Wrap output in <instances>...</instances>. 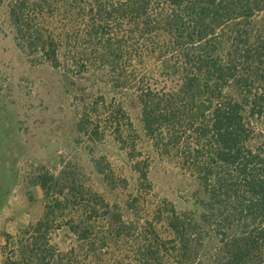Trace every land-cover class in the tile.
<instances>
[{"label":"rangeland","instance_id":"obj_1","mask_svg":"<svg viewBox=\"0 0 264 264\" xmlns=\"http://www.w3.org/2000/svg\"><path fill=\"white\" fill-rule=\"evenodd\" d=\"M70 26L55 28L71 37L55 67L18 46L0 7V264H21L4 248L7 235L24 239L26 228L47 213L57 264H221L218 207L229 201L218 204L217 189L213 196L211 182L202 179L209 140L195 146L190 129L182 136L190 143H176L185 124L157 149L142 123L139 83L160 92L178 88L177 76L163 66L168 51L121 23L105 27L111 49L75 60V52L95 46L82 36L74 43L83 28ZM242 26V36L214 41L218 62L233 75L217 82L214 94L244 103L246 143L264 153V11ZM111 104L132 123V131L123 128L122 142L103 123L98 136L91 123H80L85 114L92 122L103 116ZM44 175L52 177L46 189ZM174 220L184 227V244Z\"/></svg>","mask_w":264,"mask_h":264},{"label":"trees","instance_id":"obj_2","mask_svg":"<svg viewBox=\"0 0 264 264\" xmlns=\"http://www.w3.org/2000/svg\"><path fill=\"white\" fill-rule=\"evenodd\" d=\"M1 6L6 8L18 46L39 53L55 67L60 65L63 41L71 38L67 31L75 23L82 26L83 35L75 36L74 43L82 36L85 44L95 46L89 53L79 49L73 55L75 60L76 56L82 58L96 50L103 54L111 49L112 39L105 27L113 24L134 25L137 37L157 40L161 44L159 51L165 47L169 55L163 66L177 76L178 88L160 92L151 83H139L145 133L157 149L169 136H175L177 126L185 124L187 128L175 137L176 143L188 145L190 140L184 141L182 136L190 129L199 142L193 141L195 146L202 139L209 140V170L201 171L202 179L206 184L211 182L213 196L217 189L218 204L229 201L224 209L221 204L217 210V261L264 264V153L246 143L244 103L232 98L217 99L214 94L217 82L225 84L233 76L226 71L230 66L218 62L214 41L228 42L233 36H242L240 28L264 11V0H0ZM59 22L66 24L67 31L56 32ZM246 80L240 77L237 82L245 84ZM93 122L86 114L80 120L85 127L91 123L97 136L103 123L121 142L123 128L133 130L120 105H109L106 113ZM141 175L146 178V170ZM49 178L52 177L41 176L44 189ZM51 216L47 213L26 228L24 239L7 235L4 248L11 250L15 263L57 264L58 251L48 233L54 222ZM171 226L184 244L183 225L174 220Z\"/></svg>","mask_w":264,"mask_h":264}]
</instances>
